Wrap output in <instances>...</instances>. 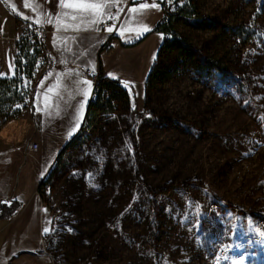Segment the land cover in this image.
I'll return each instance as SVG.
<instances>
[{"label":"rangeland","instance_id":"1","mask_svg":"<svg viewBox=\"0 0 264 264\" xmlns=\"http://www.w3.org/2000/svg\"><path fill=\"white\" fill-rule=\"evenodd\" d=\"M175 28L232 81L218 91L186 71L147 101L145 89L130 95L133 123L84 121L96 149L38 193L52 264H264V11L259 0H198V17ZM35 33L16 22L19 38Z\"/></svg>","mask_w":264,"mask_h":264},{"label":"crops","instance_id":"2","mask_svg":"<svg viewBox=\"0 0 264 264\" xmlns=\"http://www.w3.org/2000/svg\"><path fill=\"white\" fill-rule=\"evenodd\" d=\"M162 1L0 0V78L14 75L15 16L39 27L45 55L25 81L27 108L0 130V203L22 204L13 218L0 221V264H52L43 241L50 224L37 188L85 121L95 85L80 68L99 72L100 63L103 75L140 99L163 42V34L153 31L164 18ZM80 4L99 7L89 15ZM109 17L113 25L103 28Z\"/></svg>","mask_w":264,"mask_h":264},{"label":"trees","instance_id":"3","mask_svg":"<svg viewBox=\"0 0 264 264\" xmlns=\"http://www.w3.org/2000/svg\"><path fill=\"white\" fill-rule=\"evenodd\" d=\"M161 6L164 18L154 27L153 31L162 33L164 40L144 83L145 101L148 100V91L154 89L163 79L171 80L176 74H186V71H189L191 76L202 85L212 81L215 84L214 90L223 91L225 89L224 80L231 82L233 79L228 77V70L221 65L219 60L205 57L193 46L187 44L175 28V23L179 19L198 17V0H163ZM259 8L264 11V0H259ZM15 19L17 23L28 25L32 31L41 32L36 24L18 16H15ZM232 32L236 37H244V42L252 38V33H248L247 29L241 26H235ZM42 54H44L42 35L35 33V35L20 37L17 40L14 75L10 78H0V117L10 120L20 116L21 108H16V105L23 103L27 95L26 89L23 90V82L32 79L37 61ZM173 54L176 55L178 63L170 69L166 63ZM99 67L100 80L94 88L96 101L88 104L85 120H92L98 115L127 114L132 122L136 113L130 106L129 93L121 81L102 74L100 63ZM86 130L87 126L83 123L79 132L62 149L54 165L39 184L38 193L41 189L55 183L64 173H77V162L82 160L85 150L96 149V141L91 142ZM130 132H133V129L128 131ZM128 133L125 132V135L130 141L131 135ZM87 143L89 145L86 147ZM21 206L22 204L15 200L0 203V221L13 218ZM43 241L45 249L50 251L51 245L47 237H44Z\"/></svg>","mask_w":264,"mask_h":264},{"label":"built area","instance_id":"4","mask_svg":"<svg viewBox=\"0 0 264 264\" xmlns=\"http://www.w3.org/2000/svg\"><path fill=\"white\" fill-rule=\"evenodd\" d=\"M180 1H184V0H180ZM113 25V18L112 17H109L108 19H106V21H104L102 23V27L103 28H107V27H110ZM164 40V38H163ZM80 70L87 76L89 77L94 85H96L99 80H100V75H99V72L96 71V70H91V69H88V68H85V67H81ZM96 101V93L93 92L91 93L90 97H89V103L91 102H95ZM4 123V119L2 117H0V128L2 126V124ZM31 150L32 151H37V144L36 143H32L31 146H30Z\"/></svg>","mask_w":264,"mask_h":264},{"label":"snow or ice","instance_id":"5","mask_svg":"<svg viewBox=\"0 0 264 264\" xmlns=\"http://www.w3.org/2000/svg\"><path fill=\"white\" fill-rule=\"evenodd\" d=\"M64 6L65 7H71L70 5H64ZM77 7L82 13L91 15V10L94 9V8L99 7V5H95V4H80ZM73 18H75V17H73ZM91 22L92 23H98L99 21H98V19H93ZM108 31L111 32L112 29L109 28ZM77 127H79V125H77ZM45 231H47V229ZM248 242L249 243H254V241H252V240H249ZM256 243H259V242H256ZM241 246L242 245H237V247H241Z\"/></svg>","mask_w":264,"mask_h":264}]
</instances>
